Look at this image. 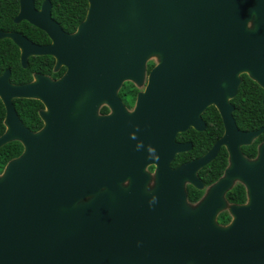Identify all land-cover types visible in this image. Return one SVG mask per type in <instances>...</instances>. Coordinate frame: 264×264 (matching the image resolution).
<instances>
[{"label":"water","instance_id":"water-1","mask_svg":"<svg viewBox=\"0 0 264 264\" xmlns=\"http://www.w3.org/2000/svg\"><path fill=\"white\" fill-rule=\"evenodd\" d=\"M85 21L67 34L46 0H21L16 24L45 32L37 46L19 33L0 31L31 57L50 56L54 81L38 75L29 85L0 76L7 132L0 149L19 141L23 155L0 173V264H264V147L249 162L239 146L260 133L241 132L233 118L242 74L264 87V0H88ZM148 85L129 114L118 97L126 81ZM16 99L41 101L44 127L21 122ZM107 104L111 117H100ZM215 105L226 133L209 155L173 170L165 148ZM226 145L231 166L200 205L187 201L185 183ZM187 148V147H186ZM157 187L146 190L148 165ZM130 180L131 188L122 185ZM235 181L248 204L227 206ZM229 209L233 221L219 225Z\"/></svg>","mask_w":264,"mask_h":264},{"label":"trees","instance_id":"trees-1","mask_svg":"<svg viewBox=\"0 0 264 264\" xmlns=\"http://www.w3.org/2000/svg\"><path fill=\"white\" fill-rule=\"evenodd\" d=\"M45 0H35L36 7L41 8ZM54 6L53 17L60 23L65 32L75 33L84 22L89 10L88 0H50ZM20 9V0H0V30L5 32H18L26 36L36 44L49 43L48 36L30 25L22 22L16 25L14 20ZM55 59L52 57L31 58L28 69H23L20 63V50L11 40L0 41V75L7 70L12 72V83L16 85L26 84L32 81L33 74L41 73L51 76L53 79H59L65 73V68L58 73L54 72ZM154 64L149 65V70ZM263 91L249 78L245 77L244 83L240 88L237 98L234 100L236 106L235 119L238 126L243 130H254L264 126V105L262 104ZM17 112L25 125L33 132L40 131L44 124L39 116V112L44 109V105L37 100H15ZM6 116L5 107L0 99V137L5 133L4 120ZM205 118L214 121V126H210L209 131L198 137L199 156L203 155L211 144L222 136L223 125L218 112L211 108L206 112ZM210 121V122H211ZM24 151V147L19 142H13L0 150V173L2 174L6 166L14 159L19 158ZM255 154V150L251 151ZM226 158L225 151L220 155V161ZM220 165V164H219ZM223 166L217 168L218 173L208 176L206 182L210 184L221 176ZM216 169L213 170V172ZM203 193L191 190L189 199L192 203L198 202ZM228 199L233 204H244L247 201L246 190L243 186H237L229 195ZM220 223L225 225L231 221L228 214H223L219 219Z\"/></svg>","mask_w":264,"mask_h":264},{"label":"flooded vegetation","instance_id":"flooded-vegetation-1","mask_svg":"<svg viewBox=\"0 0 264 264\" xmlns=\"http://www.w3.org/2000/svg\"><path fill=\"white\" fill-rule=\"evenodd\" d=\"M21 1V0H20ZM35 1V0H34ZM46 1V0H45ZM44 1V2H45ZM50 1V0H49ZM44 2H43V4H44ZM51 2V1H50ZM52 3V2H51ZM43 4H42V6H43ZM53 5V4H52ZM42 6H41V8L40 9H38L37 7H36V2H35V7H36V9L37 10H41L42 9ZM53 9H54V6H53ZM53 9H52V16H53ZM19 13H20V9H19ZM19 13H18V15H19ZM88 14V13H87ZM18 15H17V17H18ZM16 17V18H17ZM15 18V19H16ZM53 19H54V17H53ZM55 20V19H54ZM56 21V20H55ZM85 21V20H84ZM14 22H15V20H14ZM24 22H26V21H24ZM57 22V21H56ZM28 23V22H27ZM59 25H60V23L59 22H57ZM16 24V23H15ZM21 24V23H20ZM16 25H19V24H16ZM31 25V24H30ZM81 25V24H80ZM33 26V25H32ZM61 26V25H60ZM35 27V26H34ZM61 28L63 29V27L61 26ZM79 28V27H78ZM38 29V28H37ZM40 30V29H39ZM64 30V29H63ZM78 30V29H77ZM1 31V30H0ZM3 32H5V31H3ZM43 32V31H42ZM64 32H65V30H64ZM77 32V31H76ZM75 32V33H76ZM12 33H18V32H12ZM45 33V32H44ZM67 33V32H66ZM75 33H72V34H75ZM19 34H21V33H19ZM46 34V33H45ZM67 34H69V33H67ZM23 35V34H22ZM47 35V34H46ZM24 36V35H23ZM48 36V35H47ZM26 37V36H25ZM27 38V37H26ZM49 38V37H48ZM28 39V38H27ZM8 40V39H7ZM29 41H31L30 39H28ZM49 43H46V44H36L35 42H33V41H31L32 43H34L35 45H37V46H48V45H51L52 44V41L50 40V38H49ZM17 46V45H16ZM19 48V47H18ZM20 50V49H19ZM21 50H20V63H21V65H22V59H21ZM44 57H50V56H44ZM31 58H37V57H31ZM31 58L30 59H28V63H27V68H24L23 67V65H22V67H23V69H28V67H29V64H30V60H31ZM53 58V57H52ZM53 59H55V58H53ZM151 63H153L154 64V67L157 65V62H155V61H149V63L147 64V71H146V78H145V85L143 86V87H138L137 86V84L135 83V82H132V81H126L123 85H122V87L120 88V90L118 91V97L120 98V100L122 101V104H123V106H124V108H125V110L127 111V113H129V114H133V113H135V111H136V109H137V99H138V95L141 93V92H144L145 91V89H146V87H147V85H148V82H149V78H150V75H151V71L154 69V67L151 69V70H149V65L151 64ZM56 65H57V61H56V59H55V66H54V72L55 73H58L60 70H62L63 68H65V67H62L60 70H57L56 69ZM7 71H10L11 72V70H7ZM7 71H5V73L7 72ZM66 72H67V69L65 68V73L63 74V76L61 77V78H59V79H53L51 76H48V75H43V74H41V73H35V74H33V78H32V81L31 82H29V83H26V84H22V85H17V86H24V85H29V84H31V83H34L35 81H36V76H38V75H41V76H46V77H49V78H51L52 80H54V81H58V80H60V79H62L63 77H64V75L66 74ZM5 73H3L2 75H4ZM2 75H0V76H2ZM245 77H247V78H249L251 81H253V82H255L259 87H260V89L263 91V98H262V104L264 105V87L263 86H261L258 82H256L255 80H253L251 77H250V75L249 74H247V73H245V74H242L241 75V80H242V83H241V86H240V88L242 87V85H243V83H244V80H245ZM11 78H12V72H11ZM11 83H12V81H11ZM13 85H16V84H14V83H12ZM240 88H239V90H238V93H239V91H240ZM238 93H237V95H236V97L234 98V99H230V101H229V103H230V105L234 108V111H233V118H234V120H235V122H236V125H237V127H238V129L241 131V132H245V133H260L257 137H255L249 144H245V145H242V146H239V148H238V150H239V152H241V154H242V156L246 159V160H248L249 162H255V161H258L259 160V158H260V155H261V151H262V148L264 147V126H261V127H259L258 129H254V130H243V129H241L239 126H238V124H237V121H236V119H235V112H236V106L234 105V100L237 98V96H238ZM1 99V98H0ZM16 100H34V99H16ZM2 101V100H1ZM37 101H39V100H37ZM14 102H15V100H14ZM39 102H41V101H39ZM2 103H3V101H2ZM42 103V102H41ZM43 104V103H42ZM3 105H4V103H3ZM44 105V104H43ZM14 106H15V104H14ZM4 107H5V105H4ZM211 108H214L217 112H218V114H219V116H220V118H221V122H222V125H223V134H222V136L221 137H219L218 139H216L212 144H211V146L207 149V151L203 154V155H200L199 156V153L200 152H197V151H199L200 149H199V141H198V137H201V135L202 134H205V133H207L208 131H209V128H210V126H212V128H213V126H214V122H215V120L214 121H211V119H210V121L209 120H207L206 118H205V115H206V112L209 110V109H211ZM15 109H16V106H15ZM5 110H6V108H5ZM43 110H45V106H44V109ZM43 110H41L40 112H39V116H40V118H41V112L43 111ZM16 111H17V109H16ZM17 114H18V112H17ZM6 115H7V112H6ZM98 115L100 116V117H111V116H113L114 115V110L109 106V105H107V104H104V105H102L100 108H99V111H98ZM18 116H19V114H18ZM19 118H20V116H19ZM5 120H6V116H5ZM5 120H4V125H5ZM20 120H21V118H20ZM41 120H42V118H41ZM43 121V120H42ZM21 122L25 125V123L21 120ZM43 124H44V122H43ZM25 127H27L26 125H25ZM44 127V126H43ZM5 128H6V130H5V133L7 132V127H6V125H5ZM28 128V127H27ZM29 129V128H28ZM43 129V128H42ZM41 129V130H42ZM30 130V129H29ZM40 130V131H41ZM31 131V130H30ZM31 132H33V131H31ZM37 132H39V131H37ZM37 132H33V133H37ZM5 133L2 135V136H4L5 135ZM225 133H226V129H225V123H224V120H223V117L221 116V114H220V111L218 110V108L215 106V105H212V106H210V107H208L206 110H205V112L201 115V121H199V122H194V124H191V126L188 128V129H185L184 131H181V132H179L177 135H176V137H175V142H174V144H172V145H170L169 143L167 144V145H169V147L167 146L165 149L166 150H168V152L169 151H171L172 152V149H174L175 148V145H177V146H184L185 147V149L183 150V152H179V151H177V152H175V154H174V156H173V158L171 159V160H168V162H166L167 164H169L170 163V166H171V168L173 169V170H177V169H180L181 167H185L186 165H190V164H193V163H195V162H197V161H200V160H202V159H204V158H206L208 155H209V153L216 147V145H217V143L219 142V141H221L223 138H224V136H225ZM1 136V137H2ZM0 137V138H1ZM15 142H19V141H15ZM13 143V142H12ZM19 143H21V142H19ZM22 144V143H21ZM23 145V144H22ZM5 147V146H4ZM23 147H24V145H23ZM187 147V148H186ZM2 149V148H1ZM0 149V150H1ZM253 150H255V154L252 156L251 154L252 153H250L251 151H253ZM24 151H25V148H24ZM24 151H23V153H24ZM225 151V153H226V158H225V160L224 161H222V162H220L219 164L220 165H222L223 166V169H222V172H221V176L220 177H218V178H215V180L213 181V182H211L210 184H208L207 182H206V179L208 178V176H213L215 173H218V171H217V168L220 166L219 164H218V161H220V155L223 153ZM23 153H22V155H23ZM21 155V156H22ZM20 156V157H21ZM17 159V158H16ZM15 160V159H14ZM231 154H230V152H229V149H228V147L226 146V145H224V146H222L221 148H220V150H219V152L217 153V155H215V156H213L210 160H209V162L205 165V166H203V167H201V168H199V169H196L195 167L194 168H191L190 169V173L196 178V179H198V182H197V184L195 185V184H193V183H191V182H186L185 183V190H186V193H187V201H188V204L192 207V208H195V207H197L198 205H200V203H202V201H204L205 200V198L208 196V194H209V192L211 191V189L213 188V187H215L224 177H225V174H226V172H227V170L230 168V166H231ZM13 161V160H12ZM7 167V166H6ZM214 169H216L214 172H213V170ZM146 172L149 174V176H150V182L146 185L147 187H146V190L148 191V192H153L155 189H156V187H157V184H156V175H157V172H158V165L157 164H151V165H148V167H147V169H146ZM237 186H243L244 188H245V190H246V196H247V201L244 203V204H233V203H230V201H229V199H228V195L235 189V188H237ZM122 187L124 188V189H130L131 188V183H130V180H128V182H126V183H124L123 185H122ZM191 190H193V191H199V192H202L203 193V195H202V197H201V199L198 201V202H196V203H192L191 201H190V199H189V192L191 191ZM224 200L226 201V203H227V206L228 207H230V206H243V205H246V204H248V201H249V198H248V188H247V186L244 184V183H242V182H240V181H235V183H234V185H233V187H232V189L231 190H229L226 194H225V196H224ZM223 214H228L230 217H231V221L228 223V224H225V225H223V224H221L220 223V221H219V219L221 218V216L223 215ZM217 221H218V223H219V225H221V226H228L232 221H233V217L231 216V214H230V212H229V209L227 208L226 210H224V211H222L221 213H219V215H218V218H217Z\"/></svg>","mask_w":264,"mask_h":264},{"label":"rangeland","instance_id":"rangeland-1","mask_svg":"<svg viewBox=\"0 0 264 264\" xmlns=\"http://www.w3.org/2000/svg\"><path fill=\"white\" fill-rule=\"evenodd\" d=\"M157 59H158V58L154 57V58L151 59V61L158 62Z\"/></svg>","mask_w":264,"mask_h":264}]
</instances>
